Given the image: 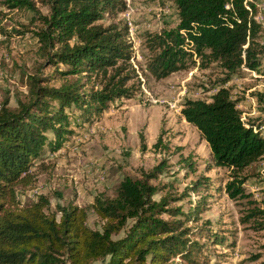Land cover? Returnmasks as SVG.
Returning <instances> with one entry per match:
<instances>
[{
    "label": "trees",
    "instance_id": "obj_1",
    "mask_svg": "<svg viewBox=\"0 0 264 264\" xmlns=\"http://www.w3.org/2000/svg\"><path fill=\"white\" fill-rule=\"evenodd\" d=\"M171 1L176 28L146 39L151 55L146 69L155 79L185 69L194 56L205 66L218 64L224 85L241 71H262L257 0ZM35 3L48 13L42 15ZM0 8L33 14L42 68L52 67L62 79L59 86L51 85L52 75L37 69L27 77L24 101L16 108L0 104V264H208L207 246L198 239L221 245L224 238L208 231L202 236V228L188 225L198 223V208L185 213L174 206L176 198L154 199L158 188L151 180L160 167L140 179L124 177L112 197L97 196L89 206L96 229L87 224V209L73 203L58 205L50 214L49 200L37 196L20 207L17 189L34 182L31 170L44 148L55 153L73 135L70 111L89 121L111 102L131 97L126 87L131 78L121 75L130 67L133 50L127 27L101 23L124 12V0H0ZM91 77L101 80L100 89L84 92L87 84L81 81ZM224 85L209 102L186 100L181 115L208 145L214 165L231 171L227 196L244 199L241 173L264 158V135L243 122L238 102ZM260 215L252 209L246 221Z\"/></svg>",
    "mask_w": 264,
    "mask_h": 264
},
{
    "label": "rangeland",
    "instance_id": "obj_2",
    "mask_svg": "<svg viewBox=\"0 0 264 264\" xmlns=\"http://www.w3.org/2000/svg\"><path fill=\"white\" fill-rule=\"evenodd\" d=\"M124 1V12L101 23L127 27L133 58L121 76L131 78L126 84L132 90L131 97L111 102L107 110L92 115L89 121H83L77 110L70 111L73 135L55 153L44 148L31 170L34 182L17 189L20 207L37 196L49 200L50 214L58 205L73 203L87 209V224L96 229L97 219L89 206L97 196L112 197L124 177L140 179L160 167L161 172L151 180L158 188L154 199L166 195L176 198L174 206H181L185 213L198 208V223L188 225L202 228V236L208 231L224 238L221 245L198 239L207 246L208 264H264V158L241 173L246 177V198L230 199L225 185L233 180L231 171L214 165L208 145L181 115L186 100L209 102L224 85L225 73L218 64L205 66L194 56L185 69L155 79L146 69L151 57L146 39L149 34L176 28L175 5L171 0ZM256 3V19L264 27V0ZM35 7L42 15L48 13L39 3ZM33 17L28 11L0 8V104L7 101L11 108L26 99L27 77L37 69H42L44 76L52 75L51 85L62 83L52 67L42 68L45 60L39 57L33 35L39 24ZM260 41L264 45V34ZM262 58L260 73L241 71L224 87L238 102L243 122L264 135V55ZM81 82L87 84L84 92L100 89L101 80L91 77ZM252 209L262 215L246 221Z\"/></svg>",
    "mask_w": 264,
    "mask_h": 264
},
{
    "label": "built area",
    "instance_id": "obj_3",
    "mask_svg": "<svg viewBox=\"0 0 264 264\" xmlns=\"http://www.w3.org/2000/svg\"><path fill=\"white\" fill-rule=\"evenodd\" d=\"M258 23H260L262 25V22H260L258 19H256ZM262 34H264V27L262 25Z\"/></svg>",
    "mask_w": 264,
    "mask_h": 264
},
{
    "label": "crops",
    "instance_id": "obj_4",
    "mask_svg": "<svg viewBox=\"0 0 264 264\" xmlns=\"http://www.w3.org/2000/svg\"><path fill=\"white\" fill-rule=\"evenodd\" d=\"M255 75V72H252Z\"/></svg>",
    "mask_w": 264,
    "mask_h": 264
}]
</instances>
